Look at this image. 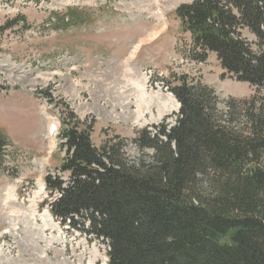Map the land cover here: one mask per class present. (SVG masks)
Segmentation results:
<instances>
[{"label":"trees","instance_id":"obj_1","mask_svg":"<svg viewBox=\"0 0 264 264\" xmlns=\"http://www.w3.org/2000/svg\"><path fill=\"white\" fill-rule=\"evenodd\" d=\"M174 14L189 35L191 60L214 54L232 80L256 93L220 101L185 77L168 84L180 105L176 120L136 134L134 145L153 156L134 165L123 140L96 149L90 126L64 107L59 171L69 179L46 175L51 200L41 207L60 225L107 242V264H264V94H257L264 0H192ZM7 146L0 133V158Z\"/></svg>","mask_w":264,"mask_h":264},{"label":"rangeland","instance_id":"obj_2","mask_svg":"<svg viewBox=\"0 0 264 264\" xmlns=\"http://www.w3.org/2000/svg\"><path fill=\"white\" fill-rule=\"evenodd\" d=\"M191 1L0 0V27L16 23L0 28V133L9 141L0 158V264L107 263V242L60 225L41 207L51 200L45 176L69 179L59 171L64 107L90 126L96 149L115 136L123 140L124 158L134 165L153 156L134 145L136 134L175 122L168 84L185 77L220 101L255 94L231 80L214 54L191 60L189 35L174 14Z\"/></svg>","mask_w":264,"mask_h":264},{"label":"bare ground","instance_id":"obj_3","mask_svg":"<svg viewBox=\"0 0 264 264\" xmlns=\"http://www.w3.org/2000/svg\"><path fill=\"white\" fill-rule=\"evenodd\" d=\"M159 11H160V10H159ZM151 16H152V15H151ZM158 35H159V34H158ZM158 35H157V36H158ZM157 36H156V37H157ZM156 37H155V38H156ZM153 38H154V36H153ZM155 38H154V39H155ZM154 39H152V40H150V41H153ZM146 40H147V42H148V39H146ZM141 45H142V44H141ZM132 50H133V48H132ZM135 53H137V52H135ZM133 54H134V53H133ZM131 58H133V57L131 56ZM131 58H129V59L127 60V63H126L127 65L129 64ZM124 64H125V62H124ZM141 97H142V96H141ZM50 125H51V124H50ZM5 200L8 201V198L5 199ZM5 203H6V202H5ZM5 203H4V204H5ZM10 203H11V202H10ZM4 204H3V206H4ZM6 204H7V203H6ZM48 220H49V219H48Z\"/></svg>","mask_w":264,"mask_h":264}]
</instances>
